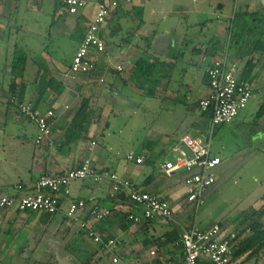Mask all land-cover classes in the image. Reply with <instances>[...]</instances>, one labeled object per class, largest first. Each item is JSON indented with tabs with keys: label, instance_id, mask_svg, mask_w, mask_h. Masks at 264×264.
Listing matches in <instances>:
<instances>
[{
	"label": "crops",
	"instance_id": "0c3cea01",
	"mask_svg": "<svg viewBox=\"0 0 264 264\" xmlns=\"http://www.w3.org/2000/svg\"><path fill=\"white\" fill-rule=\"evenodd\" d=\"M97 1L99 0H90L87 7L78 13H71L60 0H0V193L17 192L24 195L33 190L40 176L58 175L65 170L75 169L84 159L90 158L98 168L116 172L123 181H130L138 188L141 184L145 185L142 191L166 199L171 203L174 213L172 220L151 219L142 228L137 223L130 224L128 228H123L117 222L105 226L104 234L115 240L114 246L109 251L89 237L91 244L86 250L87 258L80 261L83 264H101L107 256L114 263L123 264H183L184 250L180 243L183 231L190 226L208 229L217 222L224 223L228 229L237 226L240 218L251 207L264 205V174L255 178L253 186L246 189L243 199L224 219L212 222L206 220L205 224L200 225L197 211L201 206L197 207L189 202L186 195L185 179L189 172L182 171L167 176L160 171V162L157 169L168 180L156 178L150 168L139 167L147 165L151 157L148 143L138 141L140 151L131 149L128 154L134 152L136 155H144L145 162L137 164L127 159L129 163L122 166L123 171L119 173L114 169L117 162L113 161L109 151L104 148L105 145L100 146L99 141L107 129L103 130L100 124L103 117L104 122L107 121L106 106L98 108L102 110L99 113L94 109L96 106L101 107L100 101L103 98L114 102V112L119 107L134 110L141 106L140 98L146 96L171 98L185 105V115L188 118L185 122L196 132L195 137L207 139L209 135L206 136L205 130L197 127L196 123L201 113L199 101L211 94L206 69L214 60L210 57L211 53L219 47L217 44L218 47L214 48L212 44L219 38L221 43L228 40L230 24L236 11H264V0H112L116 4L112 6L111 14L101 28L106 43L105 52L94 54L96 65L92 70L67 74L71 63L64 64L45 49L42 40L67 39L75 34L76 29L81 30L74 58L95 14ZM44 14L49 16L51 23L40 25ZM31 40L33 41L30 42ZM32 44L40 45V49L35 52L28 49ZM195 46L197 49H194ZM7 47H11V50ZM141 58L149 62L151 67L156 63L158 66L155 69L161 66L173 71L180 62L183 65L181 81L169 80L166 77L169 73L157 74L161 79L154 90L148 91V87L138 88L131 78ZM187 58L190 61L185 65ZM257 58L258 67L249 79L254 96L237 116L240 119L235 122L236 129L243 134L247 135L251 127L254 131L246 137L248 146L236 151L237 164L239 161L247 164L250 162L248 159L253 158L256 153L264 155V114L258 115L264 107V51L257 54ZM204 62L207 63L202 68ZM239 65L242 68V64ZM52 80L60 84L59 93L55 84L50 85ZM13 96L33 101L43 111H54L48 139L39 144L36 142L38 126L35 121L28 117H18L11 110V106H17L11 101ZM85 98H89V105L94 111L91 122L85 124L80 138L68 142L67 129ZM255 117L257 121H252ZM214 128L215 126L212 128L211 143ZM91 142L94 144L91 145ZM212 154L219 156L213 151ZM221 159V164L216 168V181L205 190V199L230 175L245 167L242 163L232 165L228 158ZM175 177L177 179L174 182L172 179ZM245 187L241 185L242 189ZM66 199H62L61 209L54 219L69 228L71 220L66 215L69 198L65 201ZM70 199L86 201L87 209L83 217L90 221L93 229L101 236L100 222L93 219L89 210L95 206L109 210L122 204L124 199L131 204L125 190L115 196L112 194L110 180L74 181ZM194 206L196 210L192 213ZM132 207L130 212L140 209ZM0 210L13 212L12 209ZM18 213L27 216V212ZM46 221L49 225L53 223L51 220ZM56 245L53 252L61 264H74L68 247L61 244L66 251H59ZM246 256L247 254L229 264H238ZM254 260L264 264L262 257L251 258L242 264Z\"/></svg>",
	"mask_w": 264,
	"mask_h": 264
},
{
	"label": "built area",
	"instance_id": "2783aa9c",
	"mask_svg": "<svg viewBox=\"0 0 264 264\" xmlns=\"http://www.w3.org/2000/svg\"><path fill=\"white\" fill-rule=\"evenodd\" d=\"M71 13H78L87 7L90 0H60ZM134 2L135 0H127ZM116 2L112 0H99L96 3L95 14L74 55L72 64L67 72H87L95 68L96 62L93 54L103 53L106 43L101 34L102 25L110 16L112 6ZM119 69H121L119 67ZM207 75L210 79L211 94L201 100L203 110L208 107L213 109L212 128L217 124L232 122L248 105L254 96L253 85L248 80L239 77L240 65L237 62L228 63L226 56L215 60L207 67ZM19 110L31 120L35 121L39 133L36 142L39 144L51 135L50 119L54 117V111L47 109L41 111L35 108L30 101H21L16 96L11 99ZM210 131L207 139L193 137L184 134L180 138V145L175 147V159H166L160 164V171L167 176H173L186 171L189 175L185 179L186 195L189 202L200 207L205 202L204 192L216 181V168L222 159L212 154ZM94 142H91L93 145ZM129 161L137 164L145 162L144 155H136L130 152L127 155ZM93 179L96 182L110 180L112 182V194L115 196L125 190L130 202L139 210H133L128 217L136 223L143 219H173V208L170 202L157 194L140 190L134 183L123 181L121 177L106 168H98L90 158L82 161L79 167L65 170L58 175H42L34 184L31 192L24 195L16 193H0V209L26 211H43L57 213L61 209L62 199L71 197V186L74 181ZM21 187V186H20ZM87 209L83 199H71L66 210L67 217L87 231V236L96 243L101 244L107 250H111L115 240L105 241L92 227L90 221L83 215ZM94 220H101L109 213L108 209L95 206L89 210ZM236 237L235 233L224 235L219 223L213 224L208 229L191 226L182 233L180 243L184 250L183 264H229ZM117 260V259H115ZM136 264V263H131Z\"/></svg>",
	"mask_w": 264,
	"mask_h": 264
},
{
	"label": "rangeland",
	"instance_id": "374dc122",
	"mask_svg": "<svg viewBox=\"0 0 264 264\" xmlns=\"http://www.w3.org/2000/svg\"><path fill=\"white\" fill-rule=\"evenodd\" d=\"M41 20L39 22L40 25H46L48 22L51 23L49 16L45 14L42 15ZM196 34L198 35V33ZM79 37L78 30L76 29L75 34L67 39L44 38L42 40L44 43L43 47L49 50L59 60H62L64 64H72L73 53ZM39 47L40 45L32 44L28 46V49L35 52L40 49ZM7 48L10 49L11 47ZM19 49L21 50L22 47H19ZM211 54V59L220 57L217 51ZM189 61L187 58L184 61L185 65ZM205 63L207 62H204L202 68H204ZM182 66L179 62L178 68L175 71L173 69L165 70L161 66L154 69L152 72L153 76L150 77L146 85L155 88L157 81H154L153 78L157 74L169 73L166 76L169 77V80H173L174 82L175 80L181 81L183 73ZM133 82L138 88L142 89L141 85L144 82L142 77ZM184 94H187V92ZM135 96L137 95L135 94ZM140 101L142 102L141 106H138L134 110L121 109L119 107L115 112L114 108H112L113 101L111 103L109 100H104V98L100 101L101 107L96 106L94 109L95 112L102 111L100 110L102 106H106L107 109V115H105V121H107L104 122L103 117L100 122L103 130L107 128L99 140L100 146L103 147L105 145L104 148L109 151V155L113 161L117 162L114 169L120 173V171H123L121 167L129 163L127 160L128 152L131 149L139 152L138 141H146L150 148V162L147 165H141L139 167L150 168L149 170H153L156 178L168 180L165 175L159 173L157 169L158 164L166 158L175 159L174 153L176 152L174 148L180 145V138L184 133H190L193 137L197 134L186 125L188 123L185 121L188 118L185 115L186 108L183 103H178L171 98H160L156 95L140 98ZM11 110L18 117L27 119L17 106H11ZM262 114L264 112H258V115ZM239 119L240 117H236L230 123H222L215 126L212 137V151L222 158H228L230 160L229 162L234 166L242 163L245 167L243 170L234 173V175H230L223 181L222 185L217 187V190L211 196L205 199L204 204L197 211V219L200 225L205 224L206 220L212 222L224 219L238 205L237 203L243 199L242 197H244L246 189L253 186L255 178L262 177L264 174V155H260L259 153H256L253 158L248 159L250 162L247 164L242 161H239L237 164L238 158L235 153L248 146L249 142L246 137L253 130L251 127L247 135L239 132L235 127V122ZM252 121H257V117L255 119L253 118ZM211 129L205 130L206 136L209 135ZM131 164L132 166H136L135 163ZM176 179L177 177L172 179V181L175 182ZM241 185L246 187L242 189ZM139 187V189L144 190L145 185L143 186L141 184ZM195 210L194 206L191 212L193 213ZM26 214L27 216H22L15 210L9 213L0 210V264H61L62 262H60L59 258H57L58 256L53 252L54 245L56 244L59 251H62L60 248L62 246L61 244H65L64 246L68 247L74 264H83L81 261L87 258L86 250H88L89 244H91V239L85 233L81 232L78 223L69 221L71 225L69 228H66L62 225L63 222H55L54 218L43 211ZM45 220H51L53 223L49 225ZM54 224H58L56 225L57 227ZM18 246L22 247L20 248ZM23 246L30 252L28 253L27 250L23 252ZM107 258L105 256L101 264H123L122 262L114 263L111 257L109 259ZM247 264L260 263L254 260Z\"/></svg>",
	"mask_w": 264,
	"mask_h": 264
},
{
	"label": "trees",
	"instance_id": "16d2710c",
	"mask_svg": "<svg viewBox=\"0 0 264 264\" xmlns=\"http://www.w3.org/2000/svg\"><path fill=\"white\" fill-rule=\"evenodd\" d=\"M81 32L82 31L78 29L79 36H81L82 34ZM228 37H229L228 40L225 39L222 41V43L220 42L221 38H219L212 44V47L214 48H216L217 44H219V47L217 46L218 48H216V51L219 53L220 57L212 60L209 65H212L215 60L222 59L226 56L227 62L229 64L232 62H237L238 64L239 63L242 64V68H240V72H239V77L243 80L249 81V79L252 78V73L258 67L259 64V59L257 58V54L262 53V51H264V11H259V10L251 11V12L242 11V10L236 11L234 13V16L230 24ZM194 49H197V47L195 46ZM155 66L158 65L155 63L154 66L151 67L149 62L141 58L137 62L136 68L134 69L133 76L131 79L133 81H136V79L142 77L144 82L143 85H141V87L142 88L148 87V85L146 84L148 83L147 81L150 79V77L153 76L152 72L155 69L154 68ZM206 76L210 86V79L207 75V72H206ZM160 79L161 77H157V75L156 77L153 78L154 81H157V84L160 81ZM50 83H51L50 85L55 84L56 86L55 88L57 90L59 89L58 93L61 91L60 84H56L53 80ZM45 87L46 85L43 87V89H45ZM150 89L154 90L155 88H151V87L147 88L148 91ZM30 102L34 104L35 108H38L41 111H43L39 107V104L33 101ZM200 102L201 101H199V109L201 113L196 125L197 127L203 130H208V129L210 130L213 119V109L212 107H208L207 109L203 110L200 105ZM89 104H90L89 98L83 99V102L81 103L80 107L75 112L71 120V123L69 124V127L67 129L68 142H72L80 138L82 132L84 131L85 124L91 122L94 111L91 109ZM263 109L264 107L260 111L264 112ZM67 199L65 201H67ZM68 200L70 203L71 199L69 198ZM121 202L122 204H120L119 206L109 209V213L105 218L99 220L100 222L99 230L100 232H102V238L105 241L110 239L109 235L104 234L106 228L105 226L112 225L117 222V223H121V226L123 228H128L130 224L136 223L134 222V220H131L128 217L130 213V209L133 208L132 205L135 206V204L132 202L131 204L128 203L126 199H124ZM127 206L129 207L127 208ZM5 209L6 208H2V210ZM17 212H21V211L17 210ZM26 212L34 213L36 211H26ZM45 213L49 214L52 218H55L57 214V213H49V212H45ZM244 214L245 215L240 218L238 225L233 227L232 229H228L226 227L227 225H225L222 222H217L221 225L222 232L224 235L228 236L231 233L236 234V237L233 239L235 245L231 255L230 263L233 261H237L246 254L247 256L245 257V259L241 260L238 264H242L243 262L251 258L257 259L258 257H262L264 260V221H263L264 205L253 206ZM147 221L148 219H143L142 222L137 224H140L142 228L145 222ZM81 232L87 234V231L82 228H81ZM178 238L179 237H177V239ZM202 264H210V263L204 262Z\"/></svg>",
	"mask_w": 264,
	"mask_h": 264
},
{
	"label": "flooded vegetation",
	"instance_id": "af4514ba",
	"mask_svg": "<svg viewBox=\"0 0 264 264\" xmlns=\"http://www.w3.org/2000/svg\"><path fill=\"white\" fill-rule=\"evenodd\" d=\"M18 247H22V246H18ZM18 247H17V249H18ZM22 250H23V252H26L25 250H27L28 251V249H26V247L25 246H23V248H22ZM30 251H28V253H29Z\"/></svg>",
	"mask_w": 264,
	"mask_h": 264
},
{
	"label": "water",
	"instance_id": "95a60500",
	"mask_svg": "<svg viewBox=\"0 0 264 264\" xmlns=\"http://www.w3.org/2000/svg\"><path fill=\"white\" fill-rule=\"evenodd\" d=\"M60 248L63 249V251H66V250L63 248V246H61Z\"/></svg>",
	"mask_w": 264,
	"mask_h": 264
}]
</instances>
